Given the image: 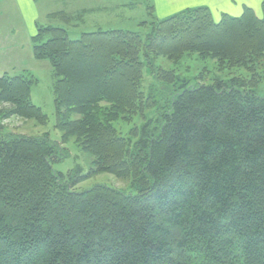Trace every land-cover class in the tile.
I'll return each instance as SVG.
<instances>
[{
    "label": "trees",
    "instance_id": "trees-1",
    "mask_svg": "<svg viewBox=\"0 0 264 264\" xmlns=\"http://www.w3.org/2000/svg\"><path fill=\"white\" fill-rule=\"evenodd\" d=\"M261 8V17L244 7L218 22L208 7L187 9L151 21L146 40L123 30L72 40L63 28L39 26L33 56L53 70L62 141L0 125V264H264V96L253 67L264 58ZM185 54L248 69L251 78L190 87L154 64ZM146 68L161 84L180 83L162 106L142 91ZM34 84L30 74H4L0 106L44 124ZM131 115L146 124L125 138L114 123ZM72 138L92 156L84 176L52 168ZM99 174L137 193L75 190Z\"/></svg>",
    "mask_w": 264,
    "mask_h": 264
},
{
    "label": "rangeland",
    "instance_id": "rangeland-1",
    "mask_svg": "<svg viewBox=\"0 0 264 264\" xmlns=\"http://www.w3.org/2000/svg\"><path fill=\"white\" fill-rule=\"evenodd\" d=\"M147 2L154 7L151 0H44L41 2L42 8L40 10L41 17L39 24L63 28L68 32L72 40H78L83 33L114 30L137 32L143 36V40H146V35L150 32L148 30L151 27L150 22L167 18L160 16L158 12L155 13V10L154 17H151L148 14L147 8L149 4ZM2 7L0 6V9ZM193 8L195 7L188 9ZM49 10L59 11L57 13L61 15L55 19H45L43 14ZM255 14L261 17V12ZM214 21L218 22L219 20L216 21L214 19ZM0 27L7 29L8 21L0 20ZM154 61L157 68L175 74L181 82L183 80L188 81L190 87L199 85L209 86L216 79L229 81L232 78L247 80L251 78L248 69L232 67L226 62L221 64L220 61L212 57L201 56L199 54H185L178 61H171L168 58H156ZM40 62L36 66L31 64L32 62L26 58L24 64L18 65L16 64V60H13V57L0 55V69L6 70V73L11 76L30 74L35 79L31 99L33 104L41 108L43 114L46 115L47 122L40 124L34 119H24L15 116L11 112L12 106L3 104L0 106V125L5 128L7 133L12 135L26 137L47 136L53 142L59 143L62 141V133L55 128L54 73L52 68L50 69L48 66H45L43 62L46 61ZM257 62L253 66L257 70L260 80V85L256 92L258 95L264 96V58L258 59ZM24 68L30 72L24 70ZM179 87L180 83H177L175 87L161 84L155 80L153 74L147 71V68L145 69L142 91L146 95L153 94L157 101L161 103V106L166 103V99L170 98V89L174 91ZM147 116L148 119L153 118V121L157 119L155 111L147 112ZM131 117L132 115L129 117L130 121L118 120L114 123L115 129L125 138L133 137L131 132L134 129L140 132L146 124V120H143L142 116ZM77 118L78 116L76 115L72 116V120ZM61 145L60 149H63L62 159L52 163L53 171L65 176L72 173L73 177L80 174L82 176L86 175L91 168L92 156L82 150L75 138L70 139L67 143L63 142ZM97 185H105L127 194L137 193L136 190L130 187L129 182L120 181L109 174H99L91 179H86L78 184L75 190L83 192Z\"/></svg>",
    "mask_w": 264,
    "mask_h": 264
},
{
    "label": "crops",
    "instance_id": "crops-1",
    "mask_svg": "<svg viewBox=\"0 0 264 264\" xmlns=\"http://www.w3.org/2000/svg\"><path fill=\"white\" fill-rule=\"evenodd\" d=\"M44 0H0V20L8 21L7 29L0 27V55H9L16 60V64H24L26 58L33 65L40 64L33 56L32 36L39 26L41 17V2ZM155 13L162 17L176 15L191 7H208L213 18L218 21L222 14L240 17L244 7H249L255 13L261 12L264 0H151ZM160 7V8H159ZM162 7V8H161ZM5 9V10H4ZM51 9V8H49ZM159 9V10H158ZM59 11L44 12L45 19H55L51 15ZM8 13V14H4ZM14 55V56H13ZM35 62V63H34ZM51 69L48 62H43ZM38 66V65H36ZM23 68V67H22ZM21 69V68H20ZM24 70L29 71L24 68ZM30 72V71H29ZM6 70L0 69V77Z\"/></svg>",
    "mask_w": 264,
    "mask_h": 264
}]
</instances>
